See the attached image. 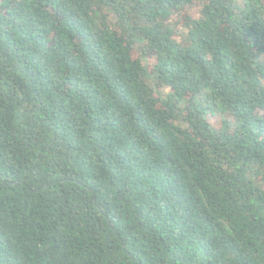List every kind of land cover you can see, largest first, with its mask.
Segmentation results:
<instances>
[{
    "label": "trees",
    "instance_id": "trees-1",
    "mask_svg": "<svg viewBox=\"0 0 264 264\" xmlns=\"http://www.w3.org/2000/svg\"><path fill=\"white\" fill-rule=\"evenodd\" d=\"M0 264H264V0H0Z\"/></svg>",
    "mask_w": 264,
    "mask_h": 264
}]
</instances>
